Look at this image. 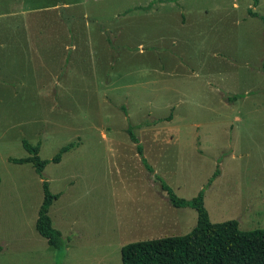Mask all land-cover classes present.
Segmentation results:
<instances>
[{"label": "rangeland", "instance_id": "obj_1", "mask_svg": "<svg viewBox=\"0 0 264 264\" xmlns=\"http://www.w3.org/2000/svg\"><path fill=\"white\" fill-rule=\"evenodd\" d=\"M23 141L73 148L37 174L10 162ZM138 145L185 200L218 167L210 221L264 229V0H0V264H121L188 234ZM44 181L60 249L35 229Z\"/></svg>", "mask_w": 264, "mask_h": 264}, {"label": "trees", "instance_id": "obj_2", "mask_svg": "<svg viewBox=\"0 0 264 264\" xmlns=\"http://www.w3.org/2000/svg\"><path fill=\"white\" fill-rule=\"evenodd\" d=\"M258 0H253L256 5ZM252 15H256L252 13ZM130 138L137 144L138 140L129 129ZM23 148L28 157L10 159L13 164H30L37 174H41L50 162L59 163L63 154L73 145L63 146L51 160L39 157V147L23 141ZM144 168L154 175L160 188L166 193L173 208H190L196 212V225L182 236H169L124 245L120 250L121 264H264V229L242 231L236 220L212 223L204 206V191L220 175L218 167L203 188L190 200L179 198L174 191L154 174L153 168L143 156L141 145L137 146ZM43 199L35 222V229L46 243L55 249L62 247L59 231L53 228L48 215L49 208L58 195L50 192L48 183H42ZM1 252V248H0Z\"/></svg>", "mask_w": 264, "mask_h": 264}, {"label": "crops", "instance_id": "obj_3", "mask_svg": "<svg viewBox=\"0 0 264 264\" xmlns=\"http://www.w3.org/2000/svg\"><path fill=\"white\" fill-rule=\"evenodd\" d=\"M239 225V224H238Z\"/></svg>", "mask_w": 264, "mask_h": 264}]
</instances>
